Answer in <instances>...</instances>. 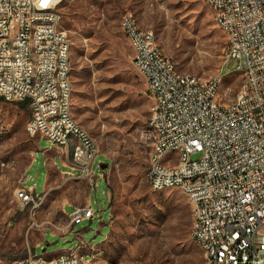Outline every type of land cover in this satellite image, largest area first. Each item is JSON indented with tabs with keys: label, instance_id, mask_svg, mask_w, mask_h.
<instances>
[{
	"label": "rangeland",
	"instance_id": "374dc122",
	"mask_svg": "<svg viewBox=\"0 0 264 264\" xmlns=\"http://www.w3.org/2000/svg\"><path fill=\"white\" fill-rule=\"evenodd\" d=\"M127 11L143 29L154 31L180 73L204 79L219 75L222 103L231 101L241 86L238 62L226 55V36L211 7L201 0H65L62 24L72 42V114L99 145L96 161L105 164L96 169L97 185L91 191L96 218L75 227L81 236L69 232L63 214L69 182L64 177L48 178L46 196L36 211L21 204L15 192L24 174L25 187L37 184V192H43V153L32 158L36 144L40 149L51 144L47 139L37 143L27 132V107L0 100V264L33 251L51 258L75 247L79 237L95 246L88 253L78 249L86 259L94 256L92 264L204 262L190 232L188 196L180 188L153 190L145 177L151 151L144 136L150 98L121 28ZM73 184L72 198L82 204L83 187L89 183L82 178ZM70 209L67 206L66 212Z\"/></svg>",
	"mask_w": 264,
	"mask_h": 264
},
{
	"label": "built area",
	"instance_id": "2783aa9c",
	"mask_svg": "<svg viewBox=\"0 0 264 264\" xmlns=\"http://www.w3.org/2000/svg\"><path fill=\"white\" fill-rule=\"evenodd\" d=\"M65 0H0V100L27 101L33 135L37 128L53 133L48 140L64 148L62 126L81 130L72 162L80 177L97 185L96 158L100 148L89 132L71 121L73 83L71 52H66L67 30L57 35L53 20L63 19ZM213 10L214 21L227 39L228 60L243 68L245 88L222 103L221 77H181L166 56L153 30H139L131 11L123 14L122 30L133 51V64L144 78L150 98L147 123L157 127L148 138L151 151L145 177L154 187L180 188L191 202L193 238L207 241L209 264H264V0H201ZM48 16V26L39 18ZM33 41V48H26ZM14 61H26L25 70ZM70 67L67 80L59 71ZM71 142V140H70ZM22 187V186H20ZM22 205L35 210V200L46 196L25 188L15 192ZM69 232L96 218L91 206H76L69 215ZM83 242L72 257L57 255L52 263L29 254L4 264H92L81 255Z\"/></svg>",
	"mask_w": 264,
	"mask_h": 264
},
{
	"label": "bare ground",
	"instance_id": "6f19581e",
	"mask_svg": "<svg viewBox=\"0 0 264 264\" xmlns=\"http://www.w3.org/2000/svg\"><path fill=\"white\" fill-rule=\"evenodd\" d=\"M132 13V12H131ZM134 17V24L138 25L139 30H145L143 29L136 16L134 13H132ZM63 19H56L53 20V28L57 29V35H64V30H66L63 27ZM39 26H48V16H41L39 18ZM121 28L122 30H125V23H124V17H122L121 20ZM71 47H72V42L71 40H66L65 43V50L66 52H71ZM26 48H33V41H26ZM72 59V58H71ZM0 68H9V61H7V58L5 56H0ZM26 68V61H14V69L18 70H25ZM237 70L242 73L243 76V82L241 84L240 88H245L246 86V79L244 77V72L243 68L237 67ZM181 74V77H192L196 75H188V74ZM67 75H70V67H63L62 71H59V80H67ZM199 79H204L200 76H198ZM211 79V78H209ZM239 89L237 93L239 92ZM72 98L73 94H71V105H72ZM29 111V110H28ZM71 121L77 122L76 119L74 118L73 114H71ZM80 127L84 130L87 131L81 124ZM27 132L29 133L30 136L33 135V126H32V120L28 121L27 124ZM36 135H41L45 137L48 140H53V133L51 131H45V128H37L35 132ZM147 136L148 138H156L157 137V127L153 125V123H148V128H147ZM74 138L75 143H82V136H81V130H78L76 126H62V142H66V146H68L70 139ZM89 140H91L92 143H97L89 134ZM65 147V146H64ZM100 154V152H99ZM72 155H75V144L73 148ZM149 183V182H148ZM167 187H154L153 190H165ZM18 194H25V188L24 187H19L18 188ZM45 196H39L38 200H35V210L38 209V207L43 203ZM70 225L72 226V218L70 217ZM191 236H193V229H192V224H191ZM202 248L203 253H204V262L202 264H209L211 261V251H210V246H208L207 241H204L202 238H193ZM64 255V257H72V250H70L69 253L67 254H60ZM39 257H42V260H45V263H52L53 258H45L43 256H38L36 255V252H30V259H37Z\"/></svg>",
	"mask_w": 264,
	"mask_h": 264
},
{
	"label": "crops",
	"instance_id": "0c3cea01",
	"mask_svg": "<svg viewBox=\"0 0 264 264\" xmlns=\"http://www.w3.org/2000/svg\"><path fill=\"white\" fill-rule=\"evenodd\" d=\"M34 138H36L37 143H38V141H40L42 139H46L45 137H43L41 135H36ZM70 140H71V142H69L68 146H65L64 148L54 147V146L50 145L49 147H46L45 149H40L39 146L36 144V150L34 151L33 158H32V160H33L39 152L43 153L42 165H44L45 185H44V190L42 193L45 192L46 183L48 181V178L51 177V175L54 176L55 180L56 179L58 180V178H60V177H64L65 180L69 182V183H67L68 187L65 190L69 196H67L68 199H67V201L64 205V209H63L64 216H67L69 219V223H68L69 229H71L70 216L69 215L72 213L73 209L76 206H91L92 207V198H91L92 186L90 184L88 186L86 185L85 187H83V191L85 192V200L83 201L82 204L76 203L74 201V199L72 198V193L76 189V187L74 186L75 184H73V183L75 182V180L78 182L82 181V178L80 177V172H79L78 167L72 162V152H73V148H74L75 139L71 138ZM97 165H100V168H105L104 163H98L96 161L95 162V168H97ZM100 176L103 177V173H101ZM26 180H27V176L24 174V177L21 181L22 187L32 189L35 193L41 194V193L37 192V184H30L29 187H25L24 184L26 183ZM77 189H79V186L77 187ZM67 206L71 207V209L69 210L68 213L66 212ZM94 220L95 219L86 220V221L93 222ZM112 222H113V220H112V212H111L110 219H109L110 228H111ZM78 232L80 233L79 236H81V234L83 233L80 230ZM68 233H66V234H68ZM51 234H52V236L58 235V234L53 233L52 231H51ZM65 235H63V236H65ZM45 236H46V232H45ZM107 236H106V238H107ZM59 237H62V236H59ZM79 239H80V241L78 244H80V242L84 243V246H81V249L86 250V253H88V251H90V250H94L95 246L94 247L90 246L88 243L85 242V240L82 239V237H79ZM70 250H72V249H70ZM70 250H61L60 252H58L54 256H52L51 258H53L57 255H60V254H67L70 252ZM81 255H86V254H84V252H81ZM90 258L93 259L94 256L92 255Z\"/></svg>",
	"mask_w": 264,
	"mask_h": 264
},
{
	"label": "trees",
	"instance_id": "16d2710c",
	"mask_svg": "<svg viewBox=\"0 0 264 264\" xmlns=\"http://www.w3.org/2000/svg\"><path fill=\"white\" fill-rule=\"evenodd\" d=\"M21 104V106L23 107H27V101H23V102H19Z\"/></svg>",
	"mask_w": 264,
	"mask_h": 264
}]
</instances>
